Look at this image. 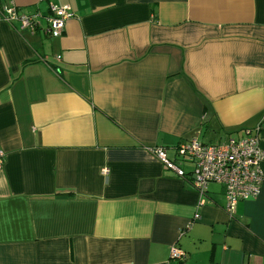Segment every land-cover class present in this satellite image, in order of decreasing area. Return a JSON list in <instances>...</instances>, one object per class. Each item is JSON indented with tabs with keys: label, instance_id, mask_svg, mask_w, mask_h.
<instances>
[{
	"label": "crops",
	"instance_id": "crops-1",
	"mask_svg": "<svg viewBox=\"0 0 264 264\" xmlns=\"http://www.w3.org/2000/svg\"><path fill=\"white\" fill-rule=\"evenodd\" d=\"M11 3L39 25L0 19V264H264V184L229 214L153 153L264 149V0Z\"/></svg>",
	"mask_w": 264,
	"mask_h": 264
},
{
	"label": "built area",
	"instance_id": "built-area-1",
	"mask_svg": "<svg viewBox=\"0 0 264 264\" xmlns=\"http://www.w3.org/2000/svg\"><path fill=\"white\" fill-rule=\"evenodd\" d=\"M72 15L68 5L51 6L50 14L45 16L46 33L59 37ZM0 19L7 23L17 21L22 28H27L32 33L39 25L36 15L20 13L14 3L1 7ZM259 141L256 129L224 143L205 144L195 138L178 143L172 154L166 148H155L153 153L166 169L181 178L187 174L181 168V163L192 164L191 184L198 192L200 202H203L208 183L221 185L225 210L232 214L239 201L256 197L264 184V171L260 168L264 161V149L260 148ZM3 157V151L0 150V166ZM193 219L198 220L199 214L196 213ZM183 254L180 249L172 247V257L181 258Z\"/></svg>",
	"mask_w": 264,
	"mask_h": 264
}]
</instances>
